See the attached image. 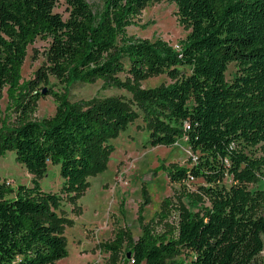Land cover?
I'll return each instance as SVG.
<instances>
[{
    "label": "trees",
    "instance_id": "trees-1",
    "mask_svg": "<svg viewBox=\"0 0 264 264\" xmlns=\"http://www.w3.org/2000/svg\"><path fill=\"white\" fill-rule=\"evenodd\" d=\"M60 1L0 0V101L8 98L0 156L13 151L34 176L16 188L0 181V264H55L69 255L63 200L77 202L88 177L107 168L112 139L140 117L151 146L191 148V164L169 168L190 206L167 200L137 238L119 228L101 246L113 264H264V187L252 188L264 179V0H167L190 29L179 47L128 33L147 5L164 0H64L66 18L55 10ZM38 39L49 43L47 60L25 80ZM162 73L172 81L140 85ZM51 77L63 88L101 80L130 97L71 101ZM45 94L57 109L37 119ZM50 165L60 167L61 193L42 188ZM192 177L203 180L195 190L186 184ZM246 227L254 247L236 263L239 243L228 238Z\"/></svg>",
    "mask_w": 264,
    "mask_h": 264
},
{
    "label": "rangeland",
    "instance_id": "rangeland-1",
    "mask_svg": "<svg viewBox=\"0 0 264 264\" xmlns=\"http://www.w3.org/2000/svg\"><path fill=\"white\" fill-rule=\"evenodd\" d=\"M100 3L101 0H89ZM66 18L67 5L61 0L56 9ZM177 6L164 0L147 5L135 19V24L128 28V33L141 39H164L175 46L184 39L190 29L178 22ZM48 41L38 39L28 48V55L22 69L23 79L33 78L36 70L47 60ZM237 67L231 63L226 72L228 80L236 75ZM172 80L162 73L144 79L142 87L152 88ZM51 77V87L61 94L67 95L71 101H87L95 96L123 95L130 97L126 90L103 88V82L75 83L68 88L56 84ZM45 85V89H47ZM43 90V91H44ZM8 98L6 92L0 101V127L5 117ZM57 103L52 95H44L38 102L35 118L42 119L54 116ZM149 132L142 118L129 123L114 139L113 150L109 155L107 168L88 177L90 186L80 196L76 203L69 199L62 202L61 215L66 218L64 232L67 239L69 255L55 264H113L110 254L102 250V242L111 240L119 228H128L135 238L142 232V225L156 222L167 200H174L178 206L189 207L188 200L180 194L182 184L172 182L169 168L174 164L189 165L193 157L190 147L183 143L176 146L148 143ZM33 175L19 163L13 151L0 156V181L10 187L20 184L31 185ZM62 177L59 165H50L47 174L40 180L42 188L52 193H61ZM229 186L231 178L225 180ZM192 190L203 184L202 179H190L186 182ZM264 187V179L252 186ZM179 193V195H178ZM201 202L199 203V205ZM142 211L139 212V208ZM198 209V208H196ZM142 216V222L139 216ZM172 215V220H176ZM161 229V225H159ZM238 242L235 251V262L246 259L254 247L252 230L248 227L238 228L228 238ZM249 264H259L258 260Z\"/></svg>",
    "mask_w": 264,
    "mask_h": 264
},
{
    "label": "built area",
    "instance_id": "built-area-1",
    "mask_svg": "<svg viewBox=\"0 0 264 264\" xmlns=\"http://www.w3.org/2000/svg\"><path fill=\"white\" fill-rule=\"evenodd\" d=\"M176 47H179V46H176ZM191 179H194L193 177Z\"/></svg>",
    "mask_w": 264,
    "mask_h": 264
},
{
    "label": "water",
    "instance_id": "water-1",
    "mask_svg": "<svg viewBox=\"0 0 264 264\" xmlns=\"http://www.w3.org/2000/svg\"><path fill=\"white\" fill-rule=\"evenodd\" d=\"M44 93H46V90H44Z\"/></svg>",
    "mask_w": 264,
    "mask_h": 264
}]
</instances>
